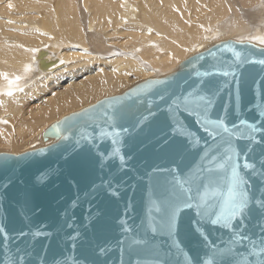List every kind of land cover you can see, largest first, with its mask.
<instances>
[{
	"label": "water",
	"instance_id": "95a60500",
	"mask_svg": "<svg viewBox=\"0 0 264 264\" xmlns=\"http://www.w3.org/2000/svg\"><path fill=\"white\" fill-rule=\"evenodd\" d=\"M243 42L228 39L215 43L189 56L168 75L148 78L122 94L102 99L92 105V111H86L90 106L75 112L79 114L75 120L66 122L74 113L64 117L58 121L59 134L53 128L57 122L45 132V139L56 138L48 145L20 154L0 152V264H15L18 256H25V264H135L137 258L154 259L156 253L168 264H202V260L210 258L208 249L188 227V216L195 219L194 210L182 209L176 235L179 249L162 230L152 232L149 224L150 199L159 197L163 191L160 182L166 175L153 169L178 167L187 172L198 161L204 141L211 142L190 118L185 123L188 130L201 138L199 145L189 143L191 137L164 126V115L158 108L165 106L158 94L186 93L201 80L212 81L219 92L210 119L223 116L226 108L229 127L233 123L238 125L234 131L245 135L249 131L246 125H239L240 119L261 129L253 133L255 151L248 154L249 162L255 163L256 171L260 172L264 116L259 115L261 109L255 106L264 102V65L258 63L264 59V46ZM225 44L242 54L240 60ZM201 56L203 59H199ZM245 58L247 62L241 63ZM41 67L49 68L45 54H41ZM225 71L234 75L225 76ZM197 72L212 75L197 76ZM161 80L165 83H152ZM116 98H120L119 103L110 107L108 102ZM149 111L156 115L140 127L133 126L131 115H122L129 112L147 115ZM104 112L108 117L115 115V122L105 117ZM125 128L127 132L122 131ZM117 130H121L119 136L107 135ZM166 137L170 139L164 144ZM178 142L183 143L179 154ZM232 143L240 150L249 141L233 136ZM117 147L119 154L115 153ZM120 155L125 157L123 165ZM244 160L245 154L241 152L238 162L242 174L254 182L250 187L259 196L257 189L264 177L244 169ZM153 215L158 224L160 215L155 212ZM204 227L211 233L210 240L225 246L221 241L229 240L230 230L207 224ZM126 228L132 231H125ZM21 231L28 235H17ZM36 231L42 234L34 236ZM248 234L253 239L260 234L255 213L249 221ZM133 238L147 241V245H134ZM238 247L239 251L247 252L245 247Z\"/></svg>",
	"mask_w": 264,
	"mask_h": 264
},
{
	"label": "bare ground",
	"instance_id": "6f19581e",
	"mask_svg": "<svg viewBox=\"0 0 264 264\" xmlns=\"http://www.w3.org/2000/svg\"><path fill=\"white\" fill-rule=\"evenodd\" d=\"M24 1L39 11L0 9H14L0 15V73L20 77L9 86L0 76V152L13 154L52 143L44 134L64 117L215 43L264 36V0Z\"/></svg>",
	"mask_w": 264,
	"mask_h": 264
},
{
	"label": "snow or ice",
	"instance_id": "6c2138e0",
	"mask_svg": "<svg viewBox=\"0 0 264 264\" xmlns=\"http://www.w3.org/2000/svg\"><path fill=\"white\" fill-rule=\"evenodd\" d=\"M254 40H258L260 44H264V36H255ZM240 43H244L240 41ZM249 43H251L249 41ZM225 47H230V50L235 52V48L228 44ZM215 55V53H212ZM236 58L240 60L241 53L235 52ZM203 59V56L199 57ZM247 62V58L240 61ZM264 65V59L258 61ZM197 76H211V72L196 73ZM223 75H234L225 71ZM5 80L8 81L9 86L16 83L20 77L15 80H9L7 73H0ZM152 83L163 84L165 81H155ZM219 89L212 82L201 80L199 84L193 87L186 93L181 94H158V99L164 104L163 109L158 110L164 115L162 124L170 127L174 133H180L183 136L191 137L189 143L196 145L200 144L201 138L194 132L188 130V125L185 120L190 118L195 125L203 129L205 133L211 138V142L204 141L202 153L199 154L198 161L194 163L187 172H184L178 167L161 169L159 167L153 169L155 173H166L163 180L160 182L163 191L156 199H150L148 207V220L152 232H157L158 229L165 232L172 238L173 244L180 248V242L176 239L177 230L180 225V217L182 209H190L195 212V219L188 216V227L192 235L197 236L203 246L208 249L210 258L202 260V264H264V179L260 180V185L257 191L259 196H256L250 185L254 182L246 178L241 171V165L238 159L241 152L245 154L243 163L244 169H249L252 175L264 177V148L260 153V167L261 171H256V164L249 162V153L255 151L252 146L256 142L253 133L260 131L255 123H249L246 119H240L239 125H246L249 131L247 134H241L234 129L238 128L236 123H233L231 128L226 122L227 109L224 110V115L216 119H210L209 113L214 107V99L218 95ZM11 87L8 90V95H11ZM237 100H239V93H237ZM120 98L115 101H110L109 106L113 103H119ZM151 103V102H150ZM90 107L86 111H92ZM261 109L259 115L264 116V102L256 105ZM79 114H73L72 117L66 118L68 120H75ZM103 115L108 117V113ZM122 115H131L134 121V127H140L148 121L149 117L155 116L156 113L149 111L147 115L134 113H122ZM110 121L115 122V115L108 117ZM255 119V117H254ZM54 131L59 134L61 124L57 122L53 126ZM121 130L107 133L110 136H119ZM127 132L128 129H122ZM225 134H229L227 137ZM101 135H105L102 131ZM243 137L249 141V144L244 149L237 150L232 143V137ZM67 138V137H65ZM170 138L164 139V144L168 143ZM79 145V140L76 141ZM117 141L114 139L113 144ZM264 143V139H262ZM183 147L182 142H178L177 151ZM115 153H120V148L115 149ZM103 156V154H101ZM120 161L123 165L125 163L124 155H120ZM108 187L111 188V182ZM153 212L160 215L159 223H156V217ZM253 213L258 217V224L260 227V234L256 239H253L248 234L249 221L253 219ZM220 226L224 229L230 230V238L228 241H221L224 247H220L215 241L209 239L211 233L208 232L204 225ZM125 231H132L126 228ZM42 233L36 231L34 236H40ZM17 235L26 237L28 234L21 231ZM7 237V233H5ZM246 242V243H245ZM132 244L147 245V241L132 239ZM238 246H243L247 252L239 251ZM21 251V249H17ZM100 251H105L100 248ZM139 256V253L136 254ZM167 255V254H165ZM187 257V253H184ZM249 257H253L250 259ZM12 264V262H7ZM15 264H25V256H18ZM135 264H168V262L155 254L152 260H143L137 258Z\"/></svg>",
	"mask_w": 264,
	"mask_h": 264
},
{
	"label": "rangeland",
	"instance_id": "374dc122",
	"mask_svg": "<svg viewBox=\"0 0 264 264\" xmlns=\"http://www.w3.org/2000/svg\"><path fill=\"white\" fill-rule=\"evenodd\" d=\"M11 1H12V2H11ZM17 1H18V4H21V6H22V4H23V5L26 4V2H25L24 0H23V1L20 0L22 3H21L19 0H17ZM17 1H16V0H15V1H13V0H0V7H1L0 9H3V8L6 6V4H8V3H9V5H11V6L13 7L14 4H15V5L17 4ZM47 1H49V0H47ZM13 2H14V4H13ZM15 2H16V3H15ZM12 4H13V5H12ZM18 4H17L16 7H15V5H14V9L20 7V6H18ZM2 6H3V7H2ZM11 6H9V8H10L11 10L8 9V10H6V11H4V12L0 10V15L3 14V13L8 14V13H6V12H11L12 10H14V9H12ZM25 6H26V7L28 6V8L31 7V8H30L31 11H32V10L35 11V10L38 9V8L36 9L35 7H32V6L29 5V4H28V5L26 4ZM29 6H30V7H29ZM23 7H24V6H23ZM19 9H20V8H19ZM37 11H39V10H37ZM11 13H14V12H11ZM5 16H7V15H5ZM228 39H233V38H228ZM187 58H188V57H187ZM187 58H185V59H187ZM185 59H184V60H185ZM176 70H177V69H176ZM133 79H135V78L132 77L131 80H133ZM136 83H137V81H136ZM133 84H134V83H133ZM104 97H106V96H103V97H101L100 99H102V98H104ZM100 99H99V100H100ZM97 101H98V100H97ZM97 101H96V102H97ZM41 139H43V136H41ZM43 140H44V139H43ZM44 141H45V140H44ZM45 142H46V141H45ZM44 146H45V145H44Z\"/></svg>",
	"mask_w": 264,
	"mask_h": 264
}]
</instances>
